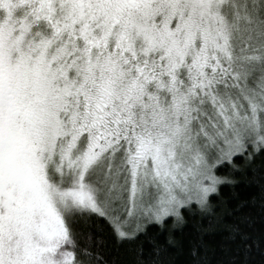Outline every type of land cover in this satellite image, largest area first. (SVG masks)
Listing matches in <instances>:
<instances>
[{
  "label": "snow or ice",
  "instance_id": "snow-or-ice-1",
  "mask_svg": "<svg viewBox=\"0 0 264 264\" xmlns=\"http://www.w3.org/2000/svg\"><path fill=\"white\" fill-rule=\"evenodd\" d=\"M258 155L264 0H0V264H109Z\"/></svg>",
  "mask_w": 264,
  "mask_h": 264
},
{
  "label": "trees",
  "instance_id": "trees-1",
  "mask_svg": "<svg viewBox=\"0 0 264 264\" xmlns=\"http://www.w3.org/2000/svg\"><path fill=\"white\" fill-rule=\"evenodd\" d=\"M235 159L238 165L244 163L242 157ZM216 174L237 182L218 185L217 193L208 197L207 209L201 210L193 203L190 209H181L183 224L172 217L166 218L163 225L149 223L134 241L119 246L109 230L104 234V258L109 264H203L190 255L192 248L199 246L207 264H264V211L260 208L264 156L258 155L251 169L233 172L224 166L217 168ZM245 217L251 218V224ZM236 225L240 234L226 240L230 226ZM245 234L246 240L241 238ZM169 240L174 243L169 244ZM246 245H253L250 251Z\"/></svg>",
  "mask_w": 264,
  "mask_h": 264
},
{
  "label": "rangeland",
  "instance_id": "rangeland-1",
  "mask_svg": "<svg viewBox=\"0 0 264 264\" xmlns=\"http://www.w3.org/2000/svg\"><path fill=\"white\" fill-rule=\"evenodd\" d=\"M154 223V222H153ZM149 224V223H148Z\"/></svg>",
  "mask_w": 264,
  "mask_h": 264
}]
</instances>
